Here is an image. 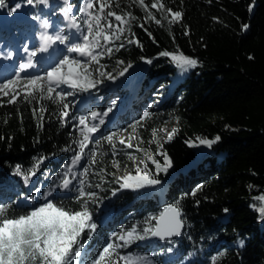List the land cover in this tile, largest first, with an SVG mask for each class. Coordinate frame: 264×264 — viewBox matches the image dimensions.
<instances>
[{
  "label": "trees",
  "instance_id": "trees-1",
  "mask_svg": "<svg viewBox=\"0 0 264 264\" xmlns=\"http://www.w3.org/2000/svg\"><path fill=\"white\" fill-rule=\"evenodd\" d=\"M65 1L94 42L96 55L80 70L77 95H102L93 110L110 97L123 100L111 129L130 128L138 148L109 134L87 140L81 152L79 110L56 89L49 93L44 81L15 94L14 101L0 94V226L4 219L30 214L44 203L41 193L51 189L48 200L54 207L70 215L89 214L77 237L88 240L77 264H264L257 211L264 198V0H93L88 16L84 0H3L0 16L12 17L11 10L20 5L49 21L56 15L65 27L58 7ZM5 39L0 32V43ZM162 51L169 56H160ZM172 55L196 59L197 65L187 67ZM183 68L188 71L179 75ZM125 70L136 81L99 88L107 74ZM86 81L94 83L85 86ZM166 125L175 131L171 140L162 141ZM198 138L213 143L201 144ZM135 154L144 160L151 155L154 164L141 161L129 175L134 179L121 187L125 180L118 179V170L129 168ZM76 155L78 166L69 168ZM165 155L170 166L158 171ZM144 170L148 179L160 182L157 193L146 181L136 184ZM62 178L72 181L68 189L59 187ZM169 205L182 214V239L151 241L147 230L153 232ZM105 207L114 211L107 222L102 220ZM120 228L134 232L129 244L116 239ZM108 243L113 248L100 260L98 253ZM22 250L18 264H46L40 249L25 244Z\"/></svg>",
  "mask_w": 264,
  "mask_h": 264
},
{
  "label": "rangeland",
  "instance_id": "rangeland-1",
  "mask_svg": "<svg viewBox=\"0 0 264 264\" xmlns=\"http://www.w3.org/2000/svg\"><path fill=\"white\" fill-rule=\"evenodd\" d=\"M93 0H84V9H85V15H89V2ZM42 4V9L44 11L49 10L46 8L47 6ZM61 7L62 13L60 15L61 21L65 27H63L59 20L57 19V16H51L50 21L47 19H44L42 15H35L29 8L24 6H14L16 9L13 11V16H0V32L1 34L4 33L5 36H7L5 39V42L0 44V58L1 59H10L15 62L14 72H12L11 75H9L11 81H14V83L10 84V87L7 90H4L2 85H0V94L3 96H13L19 92H30L33 90L36 85L30 86L28 82L30 79L35 78V76L39 75L41 79L39 81H44L49 87H52L56 89L60 94L69 97L72 100V104L74 108L79 110L78 116L79 119H84V124L81 125L82 131L84 136H88V140L97 138L102 135H109L110 136H116L117 140H119L122 144H127L129 146H132L133 148L136 147L135 137L131 131L130 128H122L120 130H112L114 123L117 121V117L115 116L118 114L119 111L122 110L121 103L123 100L117 99L114 101L113 98H109L108 102L104 104L103 107H100V109H94V107H97L95 105H99L101 103L102 95H95L92 93H89L87 95L78 96L77 92L79 89V85L77 84L76 87H70L69 81L72 77L68 74V66L59 65L58 61L63 58L67 57L68 59H75L79 61L78 66L75 67V73L74 75L78 76L81 69L86 68V61L91 59L93 55H95V52L93 50L94 42H92L89 37L88 41H83V32L81 28L77 29V32L71 31V28L69 27L67 21H69L70 15H74V9H72L69 5L68 1L60 2L58 7ZM13 8V9H14ZM23 12L27 13L28 18L26 21H18V16L22 14ZM57 12V11H56ZM53 17V18H52ZM16 26V28L14 27ZM44 25H48L50 27V30H52V33L55 35L56 40V49H57V58L50 61V63H47V67H45L43 70L36 71L33 75H25V69L20 67V65L26 63V61H30V64H37L39 65L40 59V42L42 41V38L44 37ZM16 30V32H15ZM15 32V33H14ZM49 32V31H48ZM16 34V35H15ZM59 37L60 39H57ZM68 37V38H67ZM67 38V39H66ZM68 41V42H67ZM77 44H84L85 46V55L81 56L79 52L72 53L67 51L68 47L76 46ZM40 48V49H39ZM27 49V51H25ZM35 51L36 55L33 56L32 52ZM146 65H148L146 63ZM53 66L61 67V73L60 76L56 78L58 81V84H51L48 81L47 73L52 70ZM147 68V66H145ZM188 71V68H183L179 71V75L186 73ZM4 78L3 83H9V79ZM105 81L99 83V88L106 89L107 87H110L111 89H115L117 87L124 86L126 84H129L133 81H136L134 79V75L129 71H124V75L121 76L120 74L118 76L113 75L112 73H109L105 76ZM142 79V78H141ZM26 80V81H25ZM17 81H22V85L17 86L15 83ZM25 81V82H24ZM38 83V82H37ZM64 89V92H60V89ZM162 91L160 90L158 92V96L162 97ZM71 93V95L67 94ZM98 93V92H97ZM101 93V91H99ZM79 94V93H78ZM114 101V104L112 103ZM113 104V105H111ZM125 107V106H124ZM121 108V109H120ZM111 109V110H109ZM96 112L97 116L95 118L92 117V113ZM122 112V111H121ZM80 113H83L82 115H79ZM115 118V119H114ZM104 120V123L101 124L100 120ZM93 125L96 126L95 131H89L90 128L93 127ZM174 126L166 125L163 126L161 129V137L160 140L165 141L168 139L169 136L172 135L174 132ZM149 162L151 164H154L153 157L151 155H148L145 157V160L143 157H141L139 154H135L133 161L131 163V166L129 168H125L123 170H118V179L119 180H125L126 177L130 175V173L139 165L140 162ZM146 164V162H145ZM78 161H75V163L71 164L69 168L77 167ZM146 184L149 186L148 188L151 189V191H154L157 193L158 186L157 185H149L146 181ZM129 184H127L128 186ZM27 201H34L33 199L27 200ZM261 206L257 208V211L259 213V222L258 227L260 229V232L264 231V198L260 199ZM104 209V215L102 216V220L104 222H107L113 215L114 211L113 209L109 207H105ZM150 234V230H147ZM131 233V235H129ZM115 237L120 242L129 243L132 241L134 237V232L132 231H125L124 228H120L116 234ZM122 237V238H121ZM85 254V252L83 253ZM143 263V262H142Z\"/></svg>",
  "mask_w": 264,
  "mask_h": 264
},
{
  "label": "snow or ice",
  "instance_id": "snow-or-ice-1",
  "mask_svg": "<svg viewBox=\"0 0 264 264\" xmlns=\"http://www.w3.org/2000/svg\"><path fill=\"white\" fill-rule=\"evenodd\" d=\"M26 3L31 4L33 0H25ZM3 3V0H0V4ZM155 7V5H152ZM16 9H12L11 11H15ZM11 14V13H10ZM111 13H109L110 15ZM177 17L181 14L179 11L175 13ZM116 20H120V16L116 17ZM47 26V25H45ZM91 32V27L88 29ZM51 39V38H49ZM57 39H60L57 37ZM107 39V37H105ZM83 41H88V36H83ZM131 43V41H129ZM27 51V49H25ZM67 51L76 53L79 52L81 56L85 55V46L84 44H77L76 46L68 47ZM107 51H111V49H107ZM103 53H101L102 55ZM32 55L35 56V51L32 52ZM162 57H168V51H162L160 53ZM92 59H96V55L92 56ZM171 59L173 61H182L183 64L187 67L194 68L197 65L196 59H190L184 55H172ZM147 63L151 64L152 59H147ZM59 65L68 66V74L71 78L69 81L70 87H76L80 77L74 75L75 67L79 65V61L75 59H68L66 56L61 58L58 61ZM27 64H22L20 67L25 68L28 67ZM130 66V65H129ZM101 68L106 67V65H100ZM126 71V70H125ZM61 67L53 66L52 70L47 73L48 81L51 84H58L56 80L57 77L60 76ZM121 76L124 75V71L119 73ZM101 76L106 75L105 72H100ZM4 78H0V85H2L4 90H7L10 87L11 81L9 79V83H3ZM41 79L39 75L35 76V78L30 79L28 81L30 86H34ZM94 83L93 81H86L85 86L87 84ZM47 91L51 93L53 91L52 87H48ZM60 92H64V89H60ZM59 94V93H58ZM71 95V93H67ZM16 96L13 95L11 100H15ZM11 102V101H9ZM64 108L68 107V103L63 105ZM111 110V109H109ZM64 115L67 116L68 113L64 112ZM149 113L147 111L143 112V116H148ZM97 116L96 112L92 113V117L95 118ZM84 119H80L79 123L81 125L84 124ZM100 123L103 124L104 120H100ZM96 126L93 125L89 131H95ZM111 139V137H108ZM169 140L172 139L171 136L168 137ZM201 144L211 145L213 141L198 138ZM220 139L219 136L216 137L218 141ZM88 140V136H84V141L80 143V151H84V142ZM98 141L94 140L93 143H97ZM189 146H192L189 142ZM80 160V156L76 155L74 157L73 163L75 161ZM165 166L161 168L159 164H156V168L158 171H165L167 167L170 166L168 161V157L165 155ZM68 171H71L69 169ZM68 172H65L64 175H67ZM75 178V177H74ZM134 178L132 176H128L125 178V183L121 185V187H126L129 181H132ZM135 181L137 185H143L145 181L149 185H156L160 183L157 179H148V172L144 170L143 176L135 177ZM72 181L68 179L62 178L59 187L64 189H68L69 185ZM75 187V185H73ZM85 193L80 192V195L83 196ZM115 194V193H114ZM195 195V193H192ZM44 197V203L40 206H37L33 210H31L30 214L23 215L19 218H9L4 219L2 222V226H0V264H18V261L23 260L25 256V251L22 250V245L27 244L30 249H40V256L43 257L46 264H77L79 258L83 255V253L87 249L88 240L83 242H78L77 237L80 235L81 231L85 227V221L89 218V214L87 211L79 212L77 211L74 215H70L68 211L62 210L61 207H54V202H49L48 197L53 195L52 190L50 189L46 193H41ZM94 195V193H93ZM227 211V210H225ZM181 225L182 219L180 218V213L177 211L176 207H165L163 212L159 215L158 226L153 232V235L160 236L161 239L164 238L165 235L169 236H179L181 235ZM92 231L94 232L97 228V224L95 222L90 225ZM131 235V233H129ZM43 238V239H42ZM122 238V237H121ZM144 237L141 236L140 239ZM89 240L91 239V234L89 235ZM41 240L44 245L41 248ZM241 246L243 242L241 241ZM76 244L77 247L73 249V245ZM113 248L112 243H108L106 247H103L102 254L98 253L100 256V260H104V257L108 254L109 249ZM71 250V252H70ZM173 249L169 248L168 251H172ZM35 251L31 253V255L35 256Z\"/></svg>",
  "mask_w": 264,
  "mask_h": 264
},
{
  "label": "bare ground",
  "instance_id": "bare-ground-1",
  "mask_svg": "<svg viewBox=\"0 0 264 264\" xmlns=\"http://www.w3.org/2000/svg\"><path fill=\"white\" fill-rule=\"evenodd\" d=\"M44 31L47 33L49 30H50V27L47 25L45 26L44 25ZM41 48V49H40ZM40 59H42L41 61H39V65L35 64V71H39L40 69L43 70L45 67H47V63L54 59L57 58V54H48L46 52V49H47V44H46V41H45V38L43 37L42 38V41L40 42ZM31 62L30 61H26V63L24 64H27L29 65ZM5 66L6 68L4 70H1L0 71V78H7L9 77V75L12 74V72H14V65H15V62L10 60V59H1L0 58V66ZM1 68V67H0ZM27 67H25L24 69H26Z\"/></svg>",
  "mask_w": 264,
  "mask_h": 264
},
{
  "label": "water",
  "instance_id": "water-1",
  "mask_svg": "<svg viewBox=\"0 0 264 264\" xmlns=\"http://www.w3.org/2000/svg\"><path fill=\"white\" fill-rule=\"evenodd\" d=\"M168 207H175V206L169 205ZM176 209L180 213V218L182 219V214H181L180 210L177 207H176ZM158 220H159V217L156 220V224H155V228H154V231L153 232H155V230H156V228L158 226ZM180 231H181V235H179V236H169V235H165L163 239H161L160 236H158V235H153L152 234L150 240L151 241H154V242H158V243H162V242H165L167 240H177V241L181 240L182 239V236L184 234V231H185V224L183 222V219H182V225H181Z\"/></svg>",
  "mask_w": 264,
  "mask_h": 264
},
{
  "label": "built area",
  "instance_id": "built-area-1",
  "mask_svg": "<svg viewBox=\"0 0 264 264\" xmlns=\"http://www.w3.org/2000/svg\"><path fill=\"white\" fill-rule=\"evenodd\" d=\"M133 232V231H132ZM124 243V242H123ZM130 243V242H129ZM124 244H128V243H124Z\"/></svg>",
  "mask_w": 264,
  "mask_h": 264
}]
</instances>
